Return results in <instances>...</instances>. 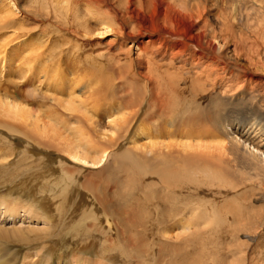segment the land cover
<instances>
[{
	"label": "bare ground",
	"instance_id": "obj_1",
	"mask_svg": "<svg viewBox=\"0 0 264 264\" xmlns=\"http://www.w3.org/2000/svg\"><path fill=\"white\" fill-rule=\"evenodd\" d=\"M27 1L35 16L30 18L36 23L32 30L42 22L49 26L38 36L30 34L31 29L22 31L24 24L14 14L13 0H0L4 5L0 7L1 80L6 74L8 82L14 78L36 81L33 91L43 86V93L52 101L71 115L80 113L91 125L102 113L108 120L100 135L103 139L113 140L119 131L131 134L145 154L155 149L163 154L172 143L183 152L171 161H161L159 179L147 188L142 187L138 175L150 170L148 163L126 157L131 176L118 191L126 193L130 215L120 224L117 216L109 220L106 210L104 216L98 214L105 221L106 233L98 236L99 245H91L99 249L98 263L264 264V245L254 249L264 238V0ZM13 16L19 21H10ZM19 31L22 34L17 35ZM9 33L15 37L9 39ZM54 37L60 40L58 48L44 55L42 44L46 48ZM96 37L108 39L105 47L87 48ZM66 45H71L70 64L56 55ZM78 58L98 68L81 72ZM112 74L128 87V101L122 108L106 98L104 88ZM82 82H86L84 88L95 86L97 90L101 86V96L91 100L76 96ZM0 91V112L14 121L31 125L45 136L60 138L70 129L73 140L68 155L73 160L93 167L108 160V150L96 145L83 126L74 130L64 127L61 118L48 112L43 117L31 110L28 100L15 97L6 88ZM146 102L156 108L154 117H149H153L154 127L166 119L164 131L154 129L147 119H136ZM130 111L132 117L127 120ZM75 123L81 121L77 118ZM61 172L50 190L52 201L59 203L54 211L58 218L65 194L56 190H64L67 177L78 178ZM93 183L89 185L96 187ZM80 187H70L74 200L81 199ZM240 191L243 195L237 199L220 201L224 192ZM1 197L4 214L19 217L21 198ZM139 199L143 209L136 202ZM24 206L29 211H24L25 215L30 214L27 219L37 217L29 204ZM83 213L89 221L95 218L91 209ZM42 218L46 228L0 231V264L67 261L59 254L50 263L41 257L49 238L65 227L66 218L60 226L53 216ZM174 229L180 234L171 237L169 232ZM69 233L84 239L73 238L75 245L88 242L84 233L70 229ZM196 245L202 246L204 256L191 255L189 249ZM222 252L234 253L236 258L227 263ZM81 262L82 258L76 264Z\"/></svg>",
	"mask_w": 264,
	"mask_h": 264
},
{
	"label": "rangeland",
	"instance_id": "obj_2",
	"mask_svg": "<svg viewBox=\"0 0 264 264\" xmlns=\"http://www.w3.org/2000/svg\"><path fill=\"white\" fill-rule=\"evenodd\" d=\"M13 2L16 6L14 14L16 17L21 18V20L19 21L13 16L10 18V21L13 23L19 21L24 24L22 31L31 29L32 32L30 34H36L38 36L48 28L49 24L42 22L41 26L32 30L36 23H32L30 20V18L35 17L33 11L29 8L28 4H30V2L27 0H13ZM2 6H4L3 3H0V7ZM22 31H19L17 35H20V33L22 34ZM7 36L9 39L15 37L14 33H9ZM27 39L29 38L27 37ZM98 39L103 40L104 43L98 41ZM59 41L60 40L56 37H54L50 43L46 41L47 47L45 48V45L42 44L40 52L47 55L52 50H56L59 46ZM107 41L108 39L105 37H96L94 43H91L87 48H92L91 50L103 49ZM86 43L87 40L84 42V47ZM19 49L21 50L20 47ZM56 55H61L65 63L70 64V59L72 58L70 57L71 45L64 46L56 52ZM72 61L76 63V59H72ZM76 64H79L81 72H83L84 68H90L92 70L98 68L82 58H78ZM103 70H106L108 73V69L104 68ZM5 76L3 79L4 81L0 78V88H6V90L15 97L28 100L31 110L35 113L41 112L43 117H45L48 112V115H53L58 119L61 118L60 120L65 124L64 127L68 125L69 127L67 126V128L74 130L79 126H83L96 145L108 150L109 157L106 163L101 166L93 167L83 165L79 161L73 160L68 155V146L70 141L73 140L70 129H68L69 131L66 129L67 131H65L60 138L51 134L45 136L34 130L31 125L26 127L24 124L14 121L0 112V197L1 195H6L10 199L11 196H13L17 201L21 198L22 204H20V206L23 208L19 210V217L12 218L8 213L4 214L5 211L3 208L5 207L1 205L0 231L5 232V230H12L13 228L21 230L27 229L28 227H33L34 229L46 228V223L42 217H48L49 215L55 217L60 226L61 219L65 217L66 222L63 224L65 227L53 237L49 238L47 249L45 253L41 254V257H43L44 260L49 259L48 262L50 263L55 260L54 255L59 254L63 258L66 257L67 261H63V264H76L79 262L80 258H82L83 262L80 264H84V262L85 264H99V249L96 247L91 248V245L95 242L99 245L98 236L102 238L106 235L103 230L105 221L100 217L98 218V214L102 216L103 210H106V217L110 220L117 216L116 219H120V224H122L121 222L125 217L130 215V205L126 203V193L123 194L118 191L119 185L126 182L128 177L131 176L128 163H126V157L131 156L133 158H139L148 163L150 170H146L147 172L139 173L138 175L139 181L143 183L142 187L147 188V186L153 187L159 179L160 175L158 173H160V170H158V166L164 163L161 161H171L172 159L178 158L180 155L182 156L183 152L175 143H172V145L169 146V150L164 151L163 154L157 149H155L152 154H145V151L141 148L140 144L134 141L131 134L126 135L119 131H116L113 140L103 139L100 135L104 132L103 130L107 128L108 120L102 118V113L99 117H96L97 120L91 125L80 113H73V115H71L62 108V105L60 106V104L52 101L47 94L43 93L45 92L43 86L33 91L38 85L36 81H32V83L27 79L22 82L18 80V78H14L11 82H8L7 75L5 74ZM110 77L111 82L105 84L106 87L104 88L107 94L106 98L113 99L116 106L119 104L122 108L125 102L128 101L126 97L128 87L122 80L117 78V75L112 74ZM81 84L82 85L76 90V96H80L82 100H91L101 96V86L96 90L95 86L84 88L86 82H82ZM80 92H82V94ZM1 93L0 91V94ZM89 94H92V96L89 99H85ZM106 98H101L99 100H107ZM130 110L132 111V108H130ZM131 111L127 116V120L132 117ZM155 111V106L150 108L146 102L138 111L136 119H147V124L151 125L154 129L159 128L164 131L166 128L165 118H162L156 124L159 127H154L152 121ZM193 114H195V112L188 113L186 116H192ZM152 115L153 117L149 118ZM77 118L81 121V124L75 123ZM58 129L63 130L64 128L58 127ZM228 132L232 133L230 128ZM234 137L238 140L240 139L239 136L234 135ZM168 140L169 138H167L166 141ZM240 140L243 141L242 139ZM227 159L228 157L225 158V160ZM171 163H173V161ZM42 166H44V168H42ZM39 168H42L40 172L38 171ZM62 170L70 172L78 178L73 180L67 177L68 185L64 187V190H56L57 192L59 191V194H65V198L62 200V205L59 208V210H62L61 217L58 218L54 211L59 203L52 201V193L50 190H54L52 182L61 175ZM91 182H95L93 184H95L96 187H91L89 185ZM72 185L74 187L78 185L81 186L78 192L82 191L81 193H83V195L80 193L79 196L81 199L78 201L73 199L74 192L70 191ZM113 189L115 191L114 194ZM241 195H243L242 191L237 194L234 192H224L220 201L231 202ZM78 198L79 197H77V199ZM137 198L144 199L139 196ZM136 202L140 205L141 209H143L144 205L142 200L139 199L136 200ZM25 203L31 206L37 217L27 219L30 217V214L28 213V207L24 206ZM115 207H117V209ZM85 209H91L95 218L90 219V221L87 220L88 216L83 213ZM24 211H28L26 215ZM81 223L82 226L80 225ZM69 229L75 231L77 234L84 233L88 242L79 246L75 245L73 242L75 233H69ZM86 230L89 231V234ZM174 230L169 232L171 237H175L176 233L180 234L177 229ZM96 231L98 232L96 233ZM74 239L77 241H84L82 238ZM262 245H264V238L260 239L259 245H255L254 249L259 250ZM77 247L83 248V251L77 249ZM189 252L194 257L204 256L202 246L199 245L189 249ZM150 253L151 250L148 251V254ZM221 255L227 263L231 262L233 258H236L234 257V253L227 254V252H222ZM36 260H38V257ZM41 263L43 262L39 264Z\"/></svg>",
	"mask_w": 264,
	"mask_h": 264
}]
</instances>
